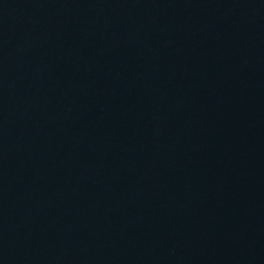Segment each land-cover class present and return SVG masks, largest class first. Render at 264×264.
I'll return each mask as SVG.
<instances>
[{
	"label": "water",
	"instance_id": "obj_1",
	"mask_svg": "<svg viewBox=\"0 0 264 264\" xmlns=\"http://www.w3.org/2000/svg\"><path fill=\"white\" fill-rule=\"evenodd\" d=\"M0 264H264V0H0Z\"/></svg>",
	"mask_w": 264,
	"mask_h": 264
}]
</instances>
